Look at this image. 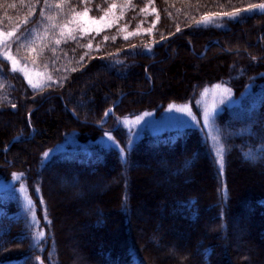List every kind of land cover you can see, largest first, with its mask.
<instances>
[{"label":"trees","instance_id":"obj_1","mask_svg":"<svg viewBox=\"0 0 264 264\" xmlns=\"http://www.w3.org/2000/svg\"><path fill=\"white\" fill-rule=\"evenodd\" d=\"M261 5L0 0L11 52L52 77L32 88L0 54V180L19 177L37 208L43 204L38 219L46 230L37 240L18 191L0 190V264H264V9L248 11ZM113 8L118 16L107 27L61 32L77 13L98 18ZM206 17L222 22L204 23ZM216 83L239 99L214 116L222 171L200 122L145 132L130 145L129 131L118 125L112 134L120 149L97 143L114 117L158 115L174 102L194 106ZM247 88L255 104L241 96ZM68 136L85 149H60ZM255 169L263 175L239 176ZM149 171L159 178L153 184L143 181ZM56 179L62 196L77 181L105 182L70 200L73 258L60 223L64 207L47 190ZM172 245L184 256L173 255Z\"/></svg>","mask_w":264,"mask_h":264},{"label":"rangeland","instance_id":"obj_2","mask_svg":"<svg viewBox=\"0 0 264 264\" xmlns=\"http://www.w3.org/2000/svg\"><path fill=\"white\" fill-rule=\"evenodd\" d=\"M262 6V5H261ZM261 6L258 7H252L248 9V11L253 10H263ZM118 14L113 9L109 10L102 16L96 18L90 16L86 11L77 13L68 23L64 24L62 27V34L63 35H70L74 32H89V31H98L104 27L109 26L112 24ZM230 17H235V15H231ZM204 23H220L219 18L216 17H206L203 19ZM11 37V32L0 30V54L3 57V59L7 60L10 67L15 70L17 73H19L22 77L25 78L27 83L32 88H41L42 86L51 83L52 77L49 75V73L42 68L36 67L30 62H27L23 59H20L16 57L10 50L8 41ZM192 68L195 67V65L192 64ZM243 98H249L251 104L256 103V96L252 93L250 88H247L242 94ZM239 102V99H236L233 97L232 92L228 87L222 83H216L205 86L199 93L197 99L194 101V106H192L190 103L183 102H174L170 103L160 114H155L152 111H143L139 114H136L134 116H128L123 119L114 117V121L112 123L111 128L105 130L104 134L97 139V143L99 145H103L105 147L113 146V144H118L114 137H113V129L115 126L123 125L130 134V141L128 145L132 144L141 134L145 132H153L157 133L165 129H171V128H183L189 125H196L198 122H200L201 127L206 135V138L210 144L211 150L213 152L215 161L217 160V154L222 153L223 156V149L222 144L218 135L217 127L214 123V116L218 111L221 110L223 106L231 105V104H237ZM198 108V110H197ZM111 111V109H110ZM109 111V112H110ZM107 113V115H106ZM104 116L102 117V121L105 120L106 116H108V112H106ZM198 119H201L199 121ZM100 124H103L100 122ZM33 134L32 129L30 130V136ZM23 135V134H21ZM20 136V135H18ZM16 137V136H15ZM85 143H80L77 140L73 138V136H68L67 139L60 144V149H70V148H80L85 149ZM119 145V144H118ZM120 149V147H119ZM217 164V162H216ZM218 168L220 169L222 166L218 165ZM141 170L145 171L144 167L141 168ZM259 170H250V172H246L245 170L242 171V173H239V176L243 178V180L247 181L249 180V176H253L255 178V175L262 176L263 174ZM145 173V172H143ZM143 176V181L147 184H153L155 181H157L159 178L152 174L150 171L147 172ZM72 180V179H71ZM15 181L19 182V184L15 185ZM72 182V181H70ZM77 184L74 185L71 191L63 193L62 195L57 194L58 191L61 189V181H49L47 182V190L48 194L51 198L55 199L62 207H64V217L60 218L61 225L66 226V239L68 242H66L71 248V254L72 258L75 257L77 249L75 248L76 242L73 237V234L77 230H73V226L70 225V222H67V215L66 213L69 212L70 209V200L73 201L78 200L77 198H81L82 192L91 194V191H94L95 188L97 190H103L105 187V182L103 180H98L94 182H87L86 185H83L80 181L76 182ZM80 183V184H79ZM80 186V188H79ZM69 186H65V189ZM5 188H15L16 191H18L19 196L22 200V207L25 213L28 216V219L30 223L35 228V238L39 240L41 237L44 236L46 230L44 227V224L39 222L38 217H40V214H44V207L41 203V209L40 204L37 208V204L32 198L33 196L30 195V190L26 188L24 183H22L19 180V177L17 175L14 176L13 179L10 181L0 180V190ZM69 188V189H70ZM33 192V191H32ZM61 193V194H62ZM67 194V195H64ZM85 195V194H84ZM83 198V197H82ZM78 202V201H77ZM76 203V202H75ZM75 208L73 207V211L77 212L79 208V204H77ZM70 206V207H69ZM38 210V211H37ZM42 210V211H41ZM70 211H72L70 209ZM141 213V212H139ZM69 226H71L69 228ZM156 229H159L158 227ZM80 232V231H79ZM78 232V233H79ZM81 233V232H80ZM69 237V238H68ZM244 243H242L240 246H243ZM174 246V245H172ZM177 247V246H176ZM175 246L173 248L169 247V250L171 249V253L173 255H177L178 252H180V248ZM236 248H240L238 246V243L236 245ZM180 254L184 256V252L181 251ZM253 258V257H252Z\"/></svg>","mask_w":264,"mask_h":264},{"label":"snow or ice","instance_id":"obj_3","mask_svg":"<svg viewBox=\"0 0 264 264\" xmlns=\"http://www.w3.org/2000/svg\"><path fill=\"white\" fill-rule=\"evenodd\" d=\"M261 7L264 8V5H262ZM105 39H107V37H105ZM106 115H107V113H106ZM113 146L116 147V148H119L120 147L118 144H115V143L113 144ZM121 152H123V149H121ZM247 156L250 159L251 158H254L252 153H248ZM216 162H217L218 165L222 166V164H223V156H222V153L217 154V160H216ZM221 171H222V167H221Z\"/></svg>","mask_w":264,"mask_h":264},{"label":"water","instance_id":"obj_4","mask_svg":"<svg viewBox=\"0 0 264 264\" xmlns=\"http://www.w3.org/2000/svg\"><path fill=\"white\" fill-rule=\"evenodd\" d=\"M106 119H107V116H106L105 120H103L101 123H104L106 121Z\"/></svg>","mask_w":264,"mask_h":264},{"label":"bare ground","instance_id":"obj_5","mask_svg":"<svg viewBox=\"0 0 264 264\" xmlns=\"http://www.w3.org/2000/svg\"><path fill=\"white\" fill-rule=\"evenodd\" d=\"M109 111H110V109H109ZM112 112V109H111V111H110V113Z\"/></svg>","mask_w":264,"mask_h":264}]
</instances>
